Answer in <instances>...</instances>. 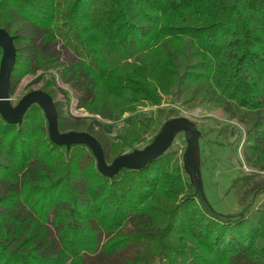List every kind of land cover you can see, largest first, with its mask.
Listing matches in <instances>:
<instances>
[{"label": "trees", "instance_id": "obj_1", "mask_svg": "<svg viewBox=\"0 0 264 264\" xmlns=\"http://www.w3.org/2000/svg\"><path fill=\"white\" fill-rule=\"evenodd\" d=\"M0 28L16 48L10 95L36 74L58 132L92 134L107 164L177 116L169 97L237 117L245 164L264 172V0H0ZM63 37L71 63L47 48ZM51 69L88 115H70ZM21 120L0 117V264H264V197L217 214L174 149L104 174L86 143L50 139L40 105ZM256 173L232 182L240 200L264 194Z\"/></svg>", "mask_w": 264, "mask_h": 264}, {"label": "rangeland", "instance_id": "obj_2", "mask_svg": "<svg viewBox=\"0 0 264 264\" xmlns=\"http://www.w3.org/2000/svg\"><path fill=\"white\" fill-rule=\"evenodd\" d=\"M34 42L39 44L41 38L35 37ZM67 42V38L63 37L58 44L47 45L50 51L59 54L58 61L60 63H71L77 59L75 49L72 46L73 41L63 46ZM39 72L41 73V71ZM45 74L47 76L55 75L56 87L69 92L68 111L70 115H88L83 109L77 111L74 109L75 90L67 82H63L56 71L52 70ZM34 77L36 74L24 76L15 89V93L9 95L14 98L13 101H10L11 105H16V102L30 90H41L42 81L30 82ZM64 100L62 92H59L56 101L64 103ZM162 106L177 109L179 119L168 126L166 125L161 136H156V132L144 134L145 139L143 141L136 143L133 149H125L118 158L129 163H141L142 159L152 154L157 147L160 152L174 149L181 159L184 174L190 180H194L202 198L213 212L235 216L249 202L252 203V207L257 206L264 194L251 199L246 197L245 200H240L230 187L239 175L252 174V172L245 170L250 166L245 164V159L242 157L241 145L244 128L241 121L237 117L232 118L221 108H209L206 104L188 108L167 97L162 100L160 107ZM156 108L157 106H140L138 111L132 114L140 113L147 116L149 111H155ZM132 114L126 113L123 117ZM185 119L193 122L194 126ZM122 123L123 119L118 120L115 129ZM115 135L116 133L113 132L112 136ZM254 180L258 182L264 180V172L257 171Z\"/></svg>", "mask_w": 264, "mask_h": 264}, {"label": "water", "instance_id": "obj_3", "mask_svg": "<svg viewBox=\"0 0 264 264\" xmlns=\"http://www.w3.org/2000/svg\"><path fill=\"white\" fill-rule=\"evenodd\" d=\"M0 48H2V54L0 58V117L7 123H20L22 121L21 119L23 114L31 103L40 105L44 111L46 120L48 121L47 128L50 139L56 144H65L67 147L75 142L86 143L89 147H92L96 157L97 167L99 171L104 174L111 173L120 166L133 169L141 168L147 164L148 161L157 157L163 152H160L159 148L157 147L152 154L148 155L146 158L144 157L141 163H129L117 157L110 164H107L104 162L103 148L92 134L78 131L58 132L55 105L53 104L51 96L46 91L30 90V92L26 93L18 100V102H16V105H11L9 96V76L15 65L14 61L16 48H14L13 37L3 28H0ZM178 117L179 116L168 119L162 125L159 133L156 136H161L165 126H168L174 121L178 120ZM187 122L190 125H193V122Z\"/></svg>", "mask_w": 264, "mask_h": 264}, {"label": "built area", "instance_id": "obj_4", "mask_svg": "<svg viewBox=\"0 0 264 264\" xmlns=\"http://www.w3.org/2000/svg\"><path fill=\"white\" fill-rule=\"evenodd\" d=\"M13 97H10V101H13ZM74 104V109L77 111L78 109L76 108V104H75V102L73 103ZM244 168H245V166H244ZM246 171H248V172H257L253 167H249L248 169H245Z\"/></svg>", "mask_w": 264, "mask_h": 264}]
</instances>
